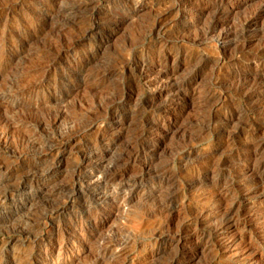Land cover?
I'll return each mask as SVG.
<instances>
[{"label":"rangeland","instance_id":"obj_1","mask_svg":"<svg viewBox=\"0 0 264 264\" xmlns=\"http://www.w3.org/2000/svg\"><path fill=\"white\" fill-rule=\"evenodd\" d=\"M5 1L0 0L5 3L0 7V138L8 141L0 142V192L15 190L25 174H40L41 180L26 194L0 203V264H264V171L257 184L252 181L259 175L251 171L264 160V0ZM73 3L83 4L75 21L61 20L57 10ZM234 21L244 23L238 29ZM209 28L214 32L207 41H192ZM219 29L240 35L230 44L217 43L212 36ZM55 43L63 46L60 59ZM94 70L108 73L98 81L91 77ZM156 74L164 77L163 85L159 80L151 87ZM241 80L249 87L240 94L235 89ZM173 82L186 86L175 88ZM208 94L213 98L205 108L200 100ZM62 109L67 116L36 130L33 119L52 120ZM85 153L93 164L115 169L117 178L105 196L102 188L93 193L96 185L86 180V194L68 199L72 167ZM86 163L82 169L88 175ZM49 168L54 173L46 181ZM60 187L66 190L50 193ZM46 190L31 209L27 196ZM54 204L59 211L39 221ZM33 220L37 226L29 230Z\"/></svg>","mask_w":264,"mask_h":264},{"label":"bare ground","instance_id":"obj_2","mask_svg":"<svg viewBox=\"0 0 264 264\" xmlns=\"http://www.w3.org/2000/svg\"><path fill=\"white\" fill-rule=\"evenodd\" d=\"M4 1V0H3ZM6 1H8V0H6ZM5 1V2H6ZM63 1V0H62ZM114 1V0H113ZM180 1V0H179ZM188 1V0H187ZM223 1V0H222ZM243 1V0H242ZM33 2V1H32ZM76 2V1H75ZM93 2H94V0H93ZM227 2V1H226ZM4 3V2H3ZM11 3V2H10ZM118 3V2H117ZM179 3V2H178ZM191 3V2H190ZM5 4V3H4ZM3 4V5H4ZM8 4V3H7ZM32 4V3H31ZM227 4V3H226ZM1 5H2V3L0 4V7H1ZM2 5V6H3ZM179 5V4H178ZM177 5V6H178ZM192 5H193V2H192ZM192 5H190V6H192ZM5 6V5H4ZM87 6V5H86ZM115 6V5H114ZM188 6V5H187ZM195 6V5H194ZM198 6V5H197ZM216 6V5H215ZM220 6V5H219ZM83 7V4L82 3H76V4H71V6L70 7H66V8H64L63 10H60V9H58L57 10V14L60 16V18L61 17H63V19H66L68 22L69 21H75V19H76V15H77V13H78V11H80V9ZM196 7V6H195ZM5 8V7H4ZM91 8V7H90ZM96 8V7H95ZM188 8V7H187ZM10 9V8H9ZM13 9V8H12ZM125 9V8H124ZM193 9V8H192ZM196 9V8H195ZM123 10V9H122ZM191 10V9H190ZM200 10V9H199ZM219 10V9H218ZM217 10V11H218ZM215 11H216V9H215ZM220 11V10H219ZM182 12V11H181ZM208 12V11H207ZM2 13H3V11H2ZM53 13V12H52ZM56 13V12H55ZM94 13H96V12H94ZM183 13V12H182ZM39 14V13H38ZM42 14V13H41ZM250 14V13H249ZM252 14V13H251ZM57 16V15H56ZM45 17V16H44ZM54 17H55V15H54ZM59 18V19H60ZM251 18V17H250ZM52 19V18H51ZM248 19V18H247ZM61 20H62V18H61ZM80 20V19H79ZM240 20V19H239ZM244 20H246L245 18H244ZM65 21V20H64ZM243 21V20H242ZM66 22V21H65ZM78 22H80V21H78ZM77 22V23H78ZM234 22H237V21H234ZM240 23H244V22H241V21H239ZM239 22H237V24H236V27H237V25H238V23ZM246 22V21H245ZM256 22V21H255ZM57 23V22H56ZM59 23H60V21H59ZM68 24V23H67ZM82 24V23H81ZM159 24V23H158ZM224 24V23H223ZM66 25V24H65ZM84 25V24H83ZM233 25H234V23H233ZM233 25H231V26H233ZM240 25V24H239ZM80 26V25H79ZM85 26V25H84ZM161 26V25H160ZM242 26H244V25H242ZM61 27V26H60ZM82 27V26H81ZM80 27V28H81ZM224 27V26H223ZM239 27H241V25L239 26ZM255 27V26H254ZM89 28V27H88ZM87 27H86V29H88ZM142 28H143V26H142ZM212 28V27H211ZM211 28H209V29H207L206 31H204L203 33H201V34H199V35H197L195 38H193V40L192 41H194V39L195 40H197L198 38H202V39H206V41L208 40L207 38H209V35L212 33V32H214ZM226 28H227V26H226ZM232 27H230V29H231ZM238 28V27H237ZM236 28V29H237ZM244 29H245V27H243ZM259 28V27H258ZM4 29V28H3ZM79 29V28H78ZM82 29H84L83 27H82ZM222 29V28H221ZM221 29H219L220 31H221ZM239 29V28H238ZM243 29V30H244ZM247 29H248V27H247ZM251 29H253V28H251ZM250 29V30H251ZM59 30V29H58ZM85 30V29H84ZM90 30V29H89ZM140 31H141V29H139ZM143 30H144V28H143ZM145 30H146V27H145ZM160 30V29H159ZM227 30V29H226ZM231 30H234V27L231 29ZM242 30V31H243ZM87 31V30H86ZM192 31V30H191ZM219 31V32H220ZM248 31V30H247ZM257 31V30H256ZM155 32V31H154ZM199 32V31H198ZM197 32V33H198ZM201 32V31H200ZM58 33V32H57ZM87 33V32H86ZM142 33V32H141ZM156 33H158V32H156ZM241 34L243 33V32H240ZM264 33V32H263ZM78 34V33H77ZM143 34V33H142ZM145 34V33H144ZM143 34V35H144ZM149 34V33H148ZM152 34V33H151ZM82 35V34H81ZM80 35V36H81ZM150 35V34H149ZM240 35V34H239ZM239 35L236 33V31H225V32H222L221 31V33H219V35L217 36L216 34H215V36H214V34H213V36L212 37H216L217 38V40L216 41H218L217 43H219V42H221L222 44H230L231 43V41L233 40V39H235V38H238L239 37ZM256 35V34H255ZM258 35V34H257ZM71 36V35H70ZM75 36V35H74ZM74 36H73V38H74ZM147 36V35H146ZM159 35H157V37H158ZM195 36V35H194ZM211 36V35H210ZM12 37V36H11ZM72 37V36H71ZM70 37V38H71ZM76 37V36H75ZM134 37H135V35H134ZM143 37H145V36H143ZM148 37V36H147ZM246 37V36H245ZM257 37V36H256ZM258 37H262V35L261 36H258ZM58 38V37H57ZM77 38V37H76ZM141 38V37H140ZM247 38V37H246ZM15 39V38H14ZM60 39V38H59ZM204 39V40H205ZM211 39V38H210ZM212 39H214V38H212ZM245 39V38H244ZM52 40V39H51ZM67 40V39H66ZM65 40V41H66ZM77 40V39H76ZM142 40V39H141ZM241 40H242V37H241ZM59 41V40H58ZM64 41V40H63ZM138 41V40H137ZM136 41V42H137ZM140 41V40H139ZM205 41V42H206ZM3 42H5V41H3ZM49 42V41H48ZM67 42V41H66ZM78 42V41H77ZM143 42H144V38H143ZM203 42V41H202ZM264 42V41H263ZM58 43V42H57ZM63 43H65V42H62V44ZM68 43V42H67ZM73 43H74V41H73ZM81 43V42H80ZM140 43V42H139ZM139 43H135L136 45L137 44H139ZM194 43H196V42H194ZM220 43V44H221ZM6 44V43H5ZM47 44V43H46ZM50 44V43H49ZM56 44V43H55ZM130 44V43H129ZM135 44L134 45H132V46H135ZM198 44V43H197ZM246 44V43H245ZM66 45V44H65ZM140 45V44H139ZM235 45V44H234ZM242 45H244V44H240V46L239 47H241L242 48ZM261 45V44H260ZM259 45V46H260ZM49 46V45H48ZM47 46V47H48ZM55 46V45H54ZM67 47H69L68 45H66ZM130 46V45H129ZM131 46V47H132ZM4 47V46H3ZM46 47V48H47ZM56 47L58 48V50H57V53H56V57H58V56H60V55H62L63 54V52H62V45H61V43H59V44H56ZM55 47V48H56ZM244 47V46H243ZM247 47V46H246ZM53 48V47H52ZM72 48V47H71ZM241 48H239L240 49V51H241ZM19 49V48H18ZM45 49V48H44ZM47 49H49V47L47 48ZM47 49H45V50H47ZM54 49V48H53ZM66 50H67V48H65ZM132 49H134V48H132ZM40 50V49H39ZM55 50V51H56ZM69 50V49H68ZM37 51V50H36ZM42 51V50H41ZM244 51V50H243ZM247 51H250V50H247ZM51 52V51H50ZM246 52V51H245ZM52 53V52H51ZM237 54V53H236ZM247 54V53H246ZM259 54V53H258ZM4 55V54H3ZM8 55V54H7ZM10 55V54H9ZM132 55V54H131ZM262 55H263V53H262ZM49 56V55H48ZM47 56V57H48ZM240 56V55H239ZM12 57V56H11ZM46 57V56H45ZM46 57V58H47ZM55 57V58H56ZM205 57V56H204ZM241 57V56H240ZM255 57H257V56H255ZM254 57V58H255ZM1 58V57H0ZM54 58V59H55ZM59 58V57H58ZM159 58V57H158ZM167 58V57H166ZM234 58V57H233ZM42 59V58H41ZM53 59V58H52ZM60 59V58H59ZM162 59V58H161ZM165 59V58H164ZM200 59V58H199ZM44 60H46V59H44ZM126 60V59H125ZM210 60V59H209ZM241 60V59H240ZM246 60V59H245ZM8 61V60H7ZM49 61H51V60H49ZM52 61H54V60H52ZM131 61V60H130ZM200 61V60H199ZM11 62V61H10ZM143 62V61H142ZM192 62V61H191ZM2 63V62H1ZM0 63V64H1ZM18 63V62H17ZM51 63V62H50ZM55 63V62H54ZM166 63V62H165ZM204 63V62H203ZM52 64V63H51ZM142 64V63H141ZM154 64H155V62H154ZM194 64V63H193ZM193 64H191V65H193ZM258 64V63H257ZM257 64H256V66H257ZM44 65V64H43ZM48 66H49V64H47ZM46 65V66H47ZM132 65V64H131ZM213 65V64H212ZM240 65V64H239ZM264 65V64H263ZM39 66H40V64H39ZM140 66V65H139ZM143 66H144V64H143ZM258 66H259V64H258ZM41 67V66H40ZM135 67V66H134ZM147 67V66H146ZM195 67H196V65H195ZM204 67V66H203ZM202 67V68H203ZM244 67V66H243ZM1 68V67H0ZM148 68V67H147ZM150 68V67H149ZM162 68V67H161ZM214 68V67H213ZM229 68V67H228ZM134 69V68H133ZM81 70V69H80ZM142 70V69H141ZM153 70V69H152ZM159 70L161 71V69H158L157 71L159 72ZM224 70V69H223ZM45 71V70H44ZM135 71V70H134ZM4 72V71H3ZM143 72H144V74H147V75H150L151 73V71L150 70H146V71H144L143 70ZM163 72V71H162ZM107 71H103V70H94V72H92V74H91V77L93 78V79H95V80H98V81H103L104 79H105V77H106V75H107ZM6 74V73H5ZM141 74V73H140ZM159 74V73H158ZM158 74H156V75H158ZM172 75V74H171ZM170 75V76H171ZM43 76H45V75H43ZM159 76V75H158ZM166 76V75H165ZM234 76V75H233ZM70 77V76H69ZM76 77V76H75ZM150 77V76H149ZM152 77H154V75L152 76ZM167 77V76H166ZM66 78V77H65ZM151 78V77H150ZM150 78H148V79H150ZM162 78H164L162 75L161 76H159L158 77V79H156V81H152V82H150L149 83V85L151 86V85H153L154 83H156V82H158L159 80H161ZM168 78V77H167ZM166 78V79H167ZM170 78V77H169ZM173 78H174V76H173ZM237 78H239V77H237ZM244 78V77H243ZM257 78V77H256ZM146 79V78H145ZM172 78H170V80H171ZM232 79V78H231ZM245 79V78H244ZM247 79V78H246ZM249 79V78H248ZM18 80V79H17ZM35 80V79H34ZM164 80V79H163ZM168 80V79H167ZM166 80V81H167ZM235 80V79H234ZM238 80V79H237ZM257 80V79H256ZM256 80H254V81H256ZM38 81H40V80H38ZM148 81V80H147ZM193 81V80H192ZM226 81V80H225ZM224 81V82H225ZM245 81V80H244ZM162 80H161V84H162ZM165 82V81H164ZM178 82V81H177ZM195 82V81H194ZM228 83H229V81H227ZM237 83H239V80L238 81H236ZM248 82V81H247ZM258 82H260V81H258ZM257 82V83H258ZM7 83V82H6ZM29 83V82H28ZM37 83V82H36ZM59 83V82H58ZM167 83V82H166ZM175 85V88H182L183 86H186V84L185 83H180V84H176L175 82H173ZM223 83V82H222ZM241 84L240 85H238V86H236V91H237V93L239 92L240 94H241V92L242 91H244L245 89H246V87L248 88L249 86H247V83L246 82H243L242 83V80H241V82H240ZM252 83H254L253 82V80H252ZM11 84V83H10ZM19 84V83H18ZM33 84V83H32ZM148 84V83H147ZM158 84H160V81H159V83ZM171 84V83H170ZM192 84V83H191ZM225 84V83H224ZM40 85V84H39ZM42 85V84H41ZM49 85V84H48ZM56 85H58V84H56ZM137 85V84H136ZM163 85V84H162ZM167 85V84H166ZM171 85H173V84H171ZM233 85V84H232ZM260 85V84H259ZM263 84H261V86H262ZM33 86V85H32ZM122 86V85H121ZM159 86V85H158ZM230 86V85H229ZM255 86V85H254ZM256 86H258L257 84H256ZM13 87V86H12ZM57 87V86H56ZM147 87H148V85H147ZM152 87V86H151ZM162 87V86H161ZM167 87V86H166ZM234 87V86H233ZM232 87V88H233ZM253 87V86H252ZM209 88V87H208ZM213 88V87H212ZM235 88V87H234ZM256 88V87H255ZM261 88H263V87H261ZM260 88V89H261ZM21 89V88H20ZM24 89V88H23ZM40 89V88H39ZM58 89V88H57ZM151 89H153V88H151ZM154 89H155V86H154ZM153 89V90H154ZM206 89V88H205ZM30 90V89H29ZM38 90V89H37ZM177 90V89H176ZM223 90V89H222ZM226 90V89H225ZM254 90V89H253ZM14 91V90H13ZM15 91H17V90H15ZM155 91H157V90H155ZM233 91V90H232ZM264 91V90H263ZM9 92V91H8ZM10 92H12V91H10ZM21 92V91H20ZM64 92V91H63ZM125 92V91H124ZM129 92V91H128ZM154 92V91H153ZM253 92V91H252ZM13 93V92H12ZM94 93V92H93ZM121 93V92H120ZM209 93V92H208ZM223 93V92H222ZM221 93V94H222ZM236 93V95H240V94H237ZM7 94V93H6ZM15 94H17V93H15ZM33 94H34V92H33ZM122 94V93H121ZM125 94V93H124ZM175 94V93H174ZM206 94V93H205ZM59 95H61V94H59ZM95 95V94H94ZM167 95V94H166ZM243 95V94H242ZM246 95V94H245ZM17 96V95H16ZM30 96V95H29ZM116 96H118V95H116ZM185 96V95H184ZM224 96V95H223ZM258 96V95H257ZM4 97V96H3ZM62 97V96H61ZM99 97V96H98ZM123 97V96H122ZM219 97H221V95L219 96ZM219 97H218V99H219ZM10 98V97H9ZM136 98V97H135ZM213 98V96L212 95H206L204 98H202V100H200V102H201V106L202 107H205V106H208L209 105V102L211 101V99ZM238 98H239V96H238ZM60 99V98H59ZM15 100V99H14ZM58 100V99H57ZM110 100H112V99H110ZM150 100V99H149ZM95 101H98V100H95ZM214 101H218V100H214ZM220 101V100H219ZM87 102V101H86ZM90 102H92V101H90ZM164 102V101H163ZM93 103V102H92ZM159 103H161V102H159ZM212 103V102H211ZM218 103V102H217ZM88 104V103H87ZM95 104V103H94ZM100 104V103H99ZM215 104V103H214ZM213 104V105H214ZM84 105H85V103H84ZM89 105V104H88ZM90 105H92L91 107H93V104H90ZM116 105H117V103H116ZM156 105V107H157V104H155ZM200 105V104H199ZM211 105V104H210ZM81 106V105H80ZM98 106V105H97ZM84 107V106H83ZM116 108V107H118V106H115V105H112L111 106V108ZM210 107V106H209ZM209 107H208V109H209ZM57 108V107H56ZM80 108V107H79ZM86 108H90V106L89 107H86ZM103 108V107H102ZM121 108V107H120ZM138 108V107H137ZM206 108V107H205ZM117 109V108H116ZM125 109V108H124ZM207 109V110H208ZM78 111L80 110V109H77ZM76 110V111H77ZM99 110V109H98ZM203 110H205L204 108H203ZM28 111V110H27ZM81 112H82V109L80 110ZM119 111V110H118ZM214 111V110H213ZM246 111V110H245ZM56 112V111H55ZM68 112V111H67ZM70 112V111H69ZM100 112V111H99ZM101 112H103V111H101ZM108 112V111H107ZM112 112V111H111ZM159 112V111H158ZM201 112V111H200ZM209 112V111H208ZM218 112V111H217ZM65 113H66V111H64V109H62V110H60V111H58L56 114H55V116L52 118V116H51V118H52V120H50V119H43V118H41L40 117V119L41 120H38V121H36V119H33L34 121H35V124H34V127L36 128V130H47L48 128H50L52 125H53V123L55 122V120H57L58 118H60V117H62L63 115H65ZM202 113V112H201ZM210 115H211V118H212V115L214 114L211 110H210ZM240 113V112H239ZM80 114V113H79ZM235 114H236V112H235ZM34 115V114H33ZM32 115V116H33ZM54 115V114H53ZM90 115V114H89ZM93 115V114H92ZM107 115H108V113H107ZM231 115V114H230ZM242 115V114H241ZM247 115V114H246ZM250 115V114H249ZM40 116V115H39ZM38 115H37V117H39ZM45 116H47V115H45ZM45 116H44V118H45ZM65 116H67V115H65ZM85 116V115H84ZM238 116V115H237ZM36 117V118H37ZM48 117V116H47ZM70 117V116H69ZM79 117V116H78ZM88 117V116H87ZM90 117H92V116H90ZM200 117H203V116H200ZM26 118V117H25ZM24 118V119H25ZM32 118V117H31ZM34 118V117H33ZM63 118H65V117H63ZM62 118V119H63ZM71 119L73 118V117H70ZM89 118V117H88ZM204 118V117H203ZM240 118V117H239ZM21 119V118H20ZM77 119V118H76ZM87 119V118H86ZM108 119V118H107ZM180 119H181V117H180ZM214 119V118H213ZM242 119V118H241ZM250 119V118H249ZM29 121L31 120V119H28ZM27 120V121H28ZM79 120V119H78ZM88 120V119H87ZM106 120V119H105ZM176 120V119H175ZM197 120V119H196ZM195 120V121H196ZM199 120V119H198ZM215 120H216V118H215ZM246 120V119H245ZM2 121H5V120H2ZM23 121V120H22ZM72 121H73V119H72ZM89 121V120H88ZM203 121V120H202ZM219 121V120H218ZM91 122H93V121H90V122H88V123H91ZM2 123V122H1ZM20 123V122H19ZM30 123V122H29ZM104 123V122H103ZM157 123V122H156ZM176 123V122H175ZM193 123V122H192ZM196 123V122H195ZM211 123V122H210ZM18 124V123H17ZM23 124V123H22ZM26 125V124H25ZM31 125V124H30ZM143 125H145V124H143ZM211 125V124H210ZM81 126V125H80ZM148 126V125H147ZM204 126V125H203ZM18 127V126H17ZM21 127V126H20ZM178 127V126H177ZM190 127V126H189ZM252 127V126H251ZM260 127V126H259ZM25 128V127H24ZM77 128V127H76ZM85 128H86V125H85ZM249 128H250V126H249ZM19 129V127L17 128V130ZM54 129V128H53ZM78 129H80V128H78ZM77 129V130H78ZM185 129V128H184ZM195 129H197V128H195ZM21 130V129H20ZM52 130V129H51ZM182 130V129H181ZM193 130V129H192ZM192 130H190L191 132H192ZM198 130V129H197ZM196 130V131H197ZM248 130V129H247ZM250 130V129H249ZM19 131V130H18ZM69 131H71V129L69 130ZM76 131V130H75ZM204 131V130H203ZM13 132V131H12ZM73 132V131H72ZM82 132H83V130H82ZM86 132V131H85ZM143 132V131H142ZM141 132V133H142ZM183 132V131H182ZM202 132V131H201ZM43 133V132H42ZM44 133H46V132H44ZM65 133V132H64ZM129 133V132H128ZM184 133H185V131H184ZM41 134V133H40ZM93 134V133H92ZM201 134V133H200ZM243 134V133H242ZM257 134V133H256ZM20 135V134H19ZM32 135V134H31ZM46 135H48V134H46ZM61 135V134H60ZM77 135H79V133H77ZM90 135V134H89ZM140 135V134H139ZM139 135H138V137H139ZM190 135V134H189ZM14 136V135H13ZM66 136V135H65ZM17 137H19V136H17ZM40 137V136H39ZM80 137V136H79ZM137 137V138H138ZM143 137V136H142ZM188 137H190V136H188ZM192 137V136H191ZM190 137V138H191ZM233 137V136H232ZM237 137V136H236ZM261 137V136H260ZM260 137H259V139H260ZM21 138V137H20ZM23 138V140L25 139L24 137H22ZM21 138V139H22ZM58 138V137H57ZM73 137L72 136H70V137H68V139H67V141L68 142H66L64 145H63V149L62 150H64V149H66L67 148V146H68V144L73 140L72 139ZM27 139V138H26ZM29 139V138H28ZM44 139V138H43ZM145 139V138H144ZM182 139V138H181ZM185 139V138H184ZM189 139V138H188ZM192 139V138H191ZM191 139L190 140H188V141H191ZM252 139V138H251ZM263 139V138H262ZM32 140V139H31ZM234 140V139H233ZM258 140V139H257ZM6 141H8V138H5V140H4V138L2 137V139L0 138V142H6ZM17 141L19 142V140L17 139ZM79 141V140H78ZM85 141V140H84ZM83 141V142H84ZM185 141V140H184ZM196 141H197V139H196ZM198 141H200V140H198ZM14 142V141H13ZM27 142V141H26ZM28 142H29V140H28ZM33 142V141H32ZM143 142V141H142ZM181 142H182V140H181ZM187 142V141H186ZM38 143V142H37ZM189 143V142H188ZM245 143V142H244ZM5 144V143H4ZM18 144V143H17ZM16 144V145H17ZM19 144H20V142H19ZM24 144V143H23ZM22 142H21V144H20V146L21 147H23L22 145ZM31 144L32 143H30V146H31ZM34 144V143H33ZM79 144H80V142H79ZM141 144V143H140ZM250 144V143H249ZM249 144H248V146H249ZM254 144V143H253ZM1 145H2V143H1ZM15 145V144H14ZM27 145V144H26ZM38 145V144H37ZM46 145V144H45ZM89 145V144H88ZM133 145V144H132ZM131 145V146H132ZM8 146V145H7ZM41 146V145H40ZM49 146V145H48ZM129 146V145H128ZM130 146V147H131ZM136 146V145H135ZM141 146V145H140ZM247 146V145H246ZM14 147V146H13ZM24 147H26V146H24ZM38 147L39 146H37V147H35V148H37V150H38ZM44 147V146H43ZM137 147V146H136ZM260 147V146H259ZM16 149H18L17 148V146L15 147ZM14 148V149H15ZM20 148V147H19ZM32 148H34V146L32 147ZM96 148V147H95ZM142 148V147H141ZM249 148V147H248ZM11 149H12V147H11ZM28 149V148H27ZM29 149H30V147H29ZM28 149V150H29ZM2 150V149H1ZM24 150V149H23ZM23 150H22V153H23ZM25 150H26V148H25ZM44 150V149H43ZM129 150V149H128ZM249 150H251V149H249ZM253 150H255L254 148H253ZM252 150V151H253ZM262 150H264V148L262 149ZM12 151V150H11ZM10 151V152H11ZM27 151V150H26ZM33 152L34 151H36V150H32ZM32 151H30V152H32ZM139 151V150H138ZM14 152V151H13ZM18 152V151H17ZM21 152V151H20ZM19 152V153H20ZM43 152V151H42ZM241 152V151H240ZM15 153V152H14ZM27 153V152H26ZM10 154V153H9ZM25 154V153H24ZM60 154V153H59ZM261 154H262V152H261ZM49 155V154H48ZM86 153L85 154H83V156H81L80 158H78V159H80L79 160V162L77 163V164H75V165H73V172H72V181H73V183H72V188H71V190H70V194H71V196H69L68 197V199H70L71 197H73L72 195H81V196H84L85 194H86V191H88V190H84L83 189V186L85 185V182H86V180H90V181H93L94 182V185H96V189H91L90 188V190L92 191L93 190V193H95V191L96 190H99V188H102V190L103 191H101L100 192V195L102 196H105L106 194H105V189L112 183V182H114L115 180H116V178H117V175H118V172L115 170V169H109L108 167L105 169V168H103V166L101 165V164H98V163H92V162H90V160L88 159V158H86ZM178 155V154H177ZM189 155V154H188ZM191 155V154H190ZM18 156V155H17ZM60 156V155H59ZM80 156V155H79ZM133 156H134V154H132V155H130L129 156V160L130 159H132L133 158ZM185 156V155H184ZM250 156V155H249ZM253 156H254V154H253ZM257 156V155H256ZM261 156V155H260ZM263 156V155H262ZM187 157H189V156H187ZM5 158V157H4ZM262 158V157H261ZM8 159V158H7ZM16 159V158H15ZM33 159V158H32ZM36 159V158H35ZM98 159V158H97ZM253 159V158H252ZM255 159V158H254ZM258 158H256V160H257ZM14 160V159H13ZM121 160V159H120ZM248 160V159H247ZM256 160H254V161H256ZM3 161V160H2ZM9 161V160H8ZM11 161V160H10ZM49 161V160H48ZM73 161V160H72ZM95 161V160H94ZM98 161V160H97ZM218 161V160H217ZM249 161V160H248ZM13 162V161H12ZM11 162V163H12ZM84 162H87L86 164H87V167L89 168L88 170V175L87 174H83V169H82V167H83V165L82 164H84ZM229 162V161H228ZM244 163V162H243ZM252 163V162H251ZM52 164V163H51ZM85 164V165H86ZM112 164V163H111ZM227 164V163H226ZM235 164V163H234ZM248 164V163H247ZM28 165V164H27ZM30 165V164H29ZM53 165V164H52ZM118 166V165H117ZM127 166V165H126ZM219 166V165H218ZM242 166V165H241ZM30 167V166H29ZM33 167V166H32ZM69 168H71L70 166H68ZM67 167V168H68ZM27 168V167H26ZM42 168V167H41ZM119 168V167H118ZM242 169H243V167H241ZM29 169H31V168H29ZM46 169V168H45ZM44 169V170H45ZM53 168H49L48 170H47V172H44V173H46L45 175H44V178H42V179H45L46 181H47V179H48V177L49 176H51L53 173H54V170H52ZM163 169V168H162ZM219 169V168H218ZM234 169H235V167H234ZM253 170H251L252 172L254 171L255 173L254 174H256V175H259L254 181H252V184H257L258 183V181H259V177L262 175V172L264 171V160H262V161H259V162H256V164L254 165V167L252 168ZM27 170V169H26ZM37 170V169H36ZM43 170V169H42ZM69 170V169H68ZM86 170V169H85ZM212 170V169H211ZM244 170V169H243ZM32 171V170H31ZM40 171V170H39ZM1 172V171H0ZM42 173H43V171H41ZM41 172H39V173H41ZM68 172V171H67ZM159 172V171H158ZM164 172H166V171H164ZM243 172V171H242ZM22 173V172H21ZM30 173V172H29ZM33 173V172H32ZM43 173V174H44ZM69 173V172H68ZM122 173V172H121ZM172 173V172H171ZM213 173V172H212ZM124 174V173H123ZM239 174H241V173H239ZM249 174H250V172H249ZM25 175H27V176H25V177H22L21 179H20V181H19V183H18V181H17V183H18V185H17V187L16 186H14V187H16V189L15 190H4V191H2V192H0V203H3V202H5L9 197H11V196H14V195H24V194H26V192H29L28 190L26 191V189H27V187L29 186L30 188H33V186H32V184L31 183H33V182H37V183H39L40 182V180H41V177H39V175H37L36 173L34 174H30V175H28V174H25ZM139 175V174H138ZM213 175V174H212ZM215 175V174H214ZM251 175H253V174H250V176ZM255 175V176H256ZM153 176H155V175H153ZM218 176H220V178H221V173H219L218 174ZM247 176V175H246ZM254 176V175H253ZM16 177V176H15ZM128 177V176H127ZM165 177V176H164ZM167 177V176H166ZM248 177V176H247ZM155 178V177H154ZM162 178V177H161ZM234 178V177H233ZM246 178V177H245ZM244 178V179H245ZM126 179V178H125ZM235 179V178H234ZM249 179V178H248ZM127 180H128V178H127ZM196 180V179H195ZM214 180V179H213ZM126 181V180H125ZM134 181V180H133ZM155 181V180H154ZM199 181V180H198ZM244 181V180H243ZM246 181V180H245ZM30 182V184H28ZM117 182V181H116ZM221 182V180L220 181H216V185H218L219 183ZM121 183V182H120ZM156 183V182H155ZM14 184H16V183H14ZM132 184V183H131ZM192 184H196V182H193ZM191 184V185H192ZM225 184V183H224ZM127 185V184H126ZM169 185V184H168ZM229 185V184H228ZM47 186V185H46ZM91 186V185H90ZM171 186V185H170ZM234 186V185H233ZM232 186V187H233ZM236 186H238V185H236ZM246 186V185H245ZM13 187V186H12ZM11 187V188H12ZM13 187V188H14ZM35 187V186H34ZM59 187V186H58ZM212 187H214V186H212ZM232 187H230V188H232ZM1 188V187H0ZM56 188V187H55ZM215 188V187H214ZM230 188H228V189H230ZM238 188V187H237ZM236 188V189H237ZM243 188V187H242ZM10 189V188H9ZM234 189V188H233ZM250 189H253L252 187L250 188ZM33 190H35V189H33ZM49 190V189H48ZM48 190H46V192L44 193L43 191L40 193V194H38V196H37V194L36 195H34V194H31L30 196H27V198H26V200H29V202H30V206H31V209H33L34 207H36V205H38V203H40L39 202V199H42V198H44V197H46L47 195V193H49L50 191H48ZM64 190H66L64 187H60V189H58V190H53L52 192H50V193H52V194H56V193H58L59 191H64ZM69 190V189H68ZM89 190V191H90ZM34 192V191H33ZM219 192V191H218ZM217 192V193H218ZM229 192V191H228ZM234 192V191H233ZM236 192V191H235ZM234 192V193H235ZM63 193V192H62ZM68 193V192H67ZM90 193V192H89ZM99 194V193H98ZM214 194H216V193H214ZM221 194V193H220ZM67 195H69V194H67ZM219 195V194H218ZM214 196V195H213ZM234 196V195H233ZM42 197V198H41ZM63 197V196H62ZM98 197V196H97ZM111 197V196H110ZM85 198V197H84ZM17 199V198H16ZM74 199V198H73ZM89 199V198H88ZM18 200V199H17ZM57 200V199H56ZM78 200V199H77ZM19 201V200H18ZM42 201V200H41ZM172 201V200H171ZM17 202V201H16ZM51 200H50V204L49 205H51ZM64 202V201H63ZM84 202V201H83ZM53 203H55V202H53ZM56 204V203H55ZM55 204H54V208H50L47 212H41L42 210L40 209V211L39 210H37V212L39 211V213L41 214V216L40 217H38V214H37V217L39 218V221H46V220H48L49 218H50V216L52 215V214H54L55 212H57V211H59V209H58V207H55ZM61 204V203H60ZM68 204V203H67ZM66 204V205H67ZM1 205V204H0ZM171 205V204H170ZM3 206V205H2ZM44 206V205H43ZM53 206V205H52ZM33 207V208H32ZM46 207V206H45ZM6 209V208H5ZM30 209V208H29ZM38 209V208H37ZM45 209V208H44ZM63 211V210H62ZM32 212H33V210H32ZM30 213V212H29ZM34 213V212H33ZM36 213V212H35ZM32 213H30V215H31ZM2 216V215H1ZM27 217V216H26ZM26 217H25V219H26ZM36 217V218H37ZM35 218V217H34ZM73 219V218H72ZM32 220V219H31ZM76 220V219H75ZM82 220V219H81ZM85 220V219H84ZM36 222V220H33V221H29V230H31V229H33L34 227H36L37 225L35 224V222ZM66 221V220H65ZM77 221V220H76ZM225 221V220H224ZM228 221V220H227ZM230 221V220H229ZM95 222V221H94ZM113 222V221H112ZM21 223V222H20ZM27 223V222H26ZM70 223V222H69ZM98 223V222H97ZM2 224H4V223H2ZM41 224V223H40ZM62 224V223H61ZM63 224H65V223H63ZM82 224V223H81ZM69 225V224H68ZM83 225V224H82ZM91 225V224H90ZM164 225V224H163ZM15 226V225H14ZM17 226V225H16ZM56 226H57V224H56ZM63 226V225H62ZM112 226V225H111ZM168 226V225H167ZM21 227V226H20ZM28 227V226H27ZM58 227V226H57ZM56 227V228H57ZM14 228H16V227H14ZM60 228V227H59ZM65 228V227H64ZM73 228V227H72ZM94 228V227H93ZM18 229V228H17ZM20 229V228H19ZM27 229V228H26ZM38 229V228H37ZM62 229V228H61ZM66 229V228H65ZM97 229V228H96ZM22 230V229H21ZM43 230V229H42ZM58 230V229H57ZM71 230V229H70ZM81 230V229H80ZM92 230V229H91ZM116 230V229H115ZM179 230V229H178ZM84 231V230H83ZM114 231V230H113ZM19 232V231H18ZM24 232V231H23ZM77 232V231H76ZM70 233V232H69ZM101 233V232H100ZM107 233V232H106ZM109 233V232H108ZM118 233V232H117ZM29 234V233H28ZM60 234V233H59ZM62 234V233H61ZM80 234L82 235V233L80 232ZM79 234V235H80ZM184 234V233H183ZM47 235V234H46ZM113 235V234H112ZM22 236V235H21ZM33 236V235H32ZM94 236V235H93ZM57 237V236H56ZM63 237V236H62ZM76 237H78V236H76ZM80 237V236H79ZM84 237V236H83ZM98 237V236H97ZM108 237H111V236H108ZM112 237H117V236H112ZM136 237V236H135ZM26 238H28V237H26ZM34 238V237H33ZM105 238V237H104ZM182 238V237H181ZM23 239V238H22ZM34 239H37V238H34ZM103 239V238H102ZM105 239H107V238H105ZM109 239V238H108ZM112 239V238H111ZM152 239V238H151ZM77 240H79V239H77ZM110 240V239H109ZM4 241V240H3ZM33 241H35V240H33ZM38 241V240H37ZM57 241V240H56ZM75 241V240H74ZM94 241V240H93ZM92 241V242H93ZM104 241V240H103ZM103 241L101 242V243H103ZM108 241V240H107ZM116 241H118V240H116ZM31 242V241H30ZM60 242V241H59ZM77 242V241H76ZM83 242V241H82ZM109 242V241H108ZM112 242V241H111ZM119 242V241H118ZM117 242V243H118ZM126 242V241H125ZM36 243V242H35ZM42 243V242H41ZM57 243V242H56ZM95 243V242H94ZM4 245H5V243H3ZM29 245H30V243H28ZM44 244V243H43ZM99 244V243H98ZM111 244H113V242L111 243ZM116 244V243H115ZM119 244V243H118ZM59 245V244H58ZM107 245H108V243H106L105 241H104V243L101 245L102 247H101V251H105V249L107 248ZM16 246V245H15ZM60 246V245H59ZM78 246V245H77ZM81 246V245H80ZM97 246H99V245H97ZM4 247V246H3ZM22 247V246H21ZM73 247V246H72ZM196 247V246H195ZM26 249V248H25ZM115 249H116V247H115ZM148 249V248H147ZM33 250H34V248H33ZM58 250V249H57ZM24 251H26V250H24ZM61 251H62V249H61ZM72 251V250H71ZM98 251V250H97ZM103 251V252H104ZM111 251V250H110ZM211 251V250H210ZM4 252V251H3ZM23 252V251H22ZM56 252V251H55ZM174 252V251H173ZM196 252V251H195ZM216 252H218V251H216ZM27 253V252H26ZM31 253H33V252H31ZM107 253V252H106ZM171 253V252H170ZM169 253V254H170ZM201 253V252H200ZM2 254V253H1ZM17 255H18V253H16ZM35 254V253H34ZM128 254V253H127ZM193 254V253H192ZM207 254V253H206ZM30 255V254H29ZM94 255V254H93ZM97 255V254H96ZM105 255V254H104ZM174 255V254H173ZM176 255H177V253H176ZM205 255V254H204ZM214 255V254H213ZM212 255V256H213ZM26 256V255H25ZM39 256V255H38ZM42 256V255H41ZM170 256V255H169ZM183 256V255H182ZM211 256V255H210ZM211 256V257H212ZM217 256V255H216ZM216 256H215V258H216ZM2 257V256H1ZM40 257V256H39ZM97 257V256H96ZM173 257V256H172ZM177 257V256H176ZM18 258V257H17ZM32 258H33V256H32ZM102 258H103V256H102ZM101 258V259H102ZM174 258V257H173ZM209 258V257H208ZM214 258V259H215ZM2 259V258H1ZM27 259V258H26ZM95 259V258H94ZM98 260H101V259H99V257L97 258ZM4 260V259H3ZM11 260V259H10ZM40 260H41V258H40ZM108 260V259H107ZM168 260V259H167ZM212 260V259H211ZM13 261V260H12ZM31 261V260H30ZM35 261V260H34ZM205 261V260H204ZM17 262V261H16ZM21 262V261H20ZM20 262H18V263H20ZM100 262V261H99ZM173 262V261H172ZM211 262V261H210ZM30 263V262H29ZM97 263V262H96ZM95 263V264H96ZM209 263V262H208ZM208 263H206V264H208ZM214 263V262H213ZM16 264V263H15ZM28 264V263H27ZM37 264V263H36ZM123 264V263H122ZM172 264V263H171ZM210 264V263H209Z\"/></svg>","mask_w":264,"mask_h":264}]
</instances>
